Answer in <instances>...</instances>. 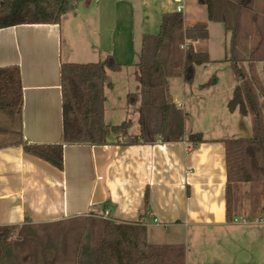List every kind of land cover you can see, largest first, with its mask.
I'll return each mask as SVG.
<instances>
[{
    "label": "crops",
    "instance_id": "1",
    "mask_svg": "<svg viewBox=\"0 0 264 264\" xmlns=\"http://www.w3.org/2000/svg\"><path fill=\"white\" fill-rule=\"evenodd\" d=\"M179 4L185 26L207 23L210 40L212 27L219 23L209 20L207 7L198 0H81L60 23L0 28V69H20L24 98L22 115L0 112L7 118L0 123V227L23 226L28 218L42 224L108 212V219L146 225L151 244H185L187 264H264V203L251 218L234 212L231 203L233 220H228L225 140L253 130V119L228 108L237 76L229 72L221 78L218 72V66H232L230 42L222 44L221 55L212 46L206 50L211 61L196 67L192 83L179 74L169 77L175 103L188 108L186 136L190 129L204 141L127 145L111 135L105 145L66 144L62 170L24 148L25 142L64 140V63L113 56L122 67L114 72H125L126 83L130 75L140 79L137 64L144 35L156 34L163 14L175 12ZM256 44L249 36H238V49L245 56ZM257 68L263 76V63ZM108 70L113 71L106 69L104 84ZM211 78L215 82L204 86ZM104 91L106 97L107 86ZM204 99L207 103L195 115L192 100ZM135 105L139 108L140 102ZM104 120L117 125L107 122L105 104ZM138 133L139 128L130 131ZM155 228H164L166 234L158 235Z\"/></svg>",
    "mask_w": 264,
    "mask_h": 264
},
{
    "label": "trees",
    "instance_id": "2",
    "mask_svg": "<svg viewBox=\"0 0 264 264\" xmlns=\"http://www.w3.org/2000/svg\"><path fill=\"white\" fill-rule=\"evenodd\" d=\"M208 9L210 21L222 23L230 32L228 60L233 64L238 84L228 102L230 111L251 115L254 133L250 137L225 140L228 170V220L232 221L231 189L234 183L264 181V14H256L258 41L247 56L238 49L239 25L243 11L253 0H198ZM81 0H0V28L18 24L60 23L63 15L75 12ZM209 38L207 23L185 26L182 12H166L160 30L146 34L138 66L141 90L128 94V103L139 106V133L130 134L132 121L108 125L104 120V80L106 69L121 70L113 56L91 63H64L61 69L64 140L61 143L27 145L25 150L62 170L66 144H108L116 135L120 144L179 142L187 138L194 145L204 141L200 133L186 136V114L171 93L169 77L179 74L188 84L196 67L211 61L208 52L197 51L194 43ZM263 63V76L257 64ZM215 82V81H214ZM213 80L204 86L212 85ZM23 86L18 67L0 69V112L22 115ZM146 202L149 203L148 194ZM264 212V206H263ZM75 217L64 221L0 227V264H187L185 244H151L147 227L141 222ZM95 218V217H94ZM83 221L86 223L82 224ZM72 226L63 228L62 226ZM37 227L50 230L42 236ZM81 232L78 239L69 238ZM60 237L61 248L44 246L41 254L27 248L42 238ZM94 236V237H93ZM52 238V239H53ZM26 249H20L21 247Z\"/></svg>",
    "mask_w": 264,
    "mask_h": 264
},
{
    "label": "rangeland",
    "instance_id": "3",
    "mask_svg": "<svg viewBox=\"0 0 264 264\" xmlns=\"http://www.w3.org/2000/svg\"><path fill=\"white\" fill-rule=\"evenodd\" d=\"M256 14H264V0H253V5L244 10V13L242 14V18H241L240 25H239V39L243 40L244 37L249 36L251 41L257 42V39H258L257 25L254 19ZM230 37H231L230 34L225 35V30H224L223 25L219 23L217 24V26L212 27L211 39H210L211 42L208 39L201 40V42H199L196 45L197 46L196 49L197 51H206L208 48L210 49V46H212L213 49H217L219 51V53H216V55H221L223 53L222 44L223 46L227 45L230 42ZM229 56H230V53H229ZM216 65H220V64H216ZM225 65L226 66H218L219 67L218 72H220L219 74L223 73L222 75H224V76L220 75L221 78L227 77L229 72L231 75H236L233 64L232 66L229 63ZM224 67H227L229 69H225ZM130 74H133L131 70H130ZM126 76L127 74H125V72L120 74L118 72L108 70L107 76H106L107 81H105V84H104L105 85L104 88L107 86V94H106V97H104L105 116H106L107 122H111L112 124H117V125L123 123L124 121L131 120L133 122V125L130 131L131 132L133 131L136 133L139 128V108L136 105L132 106L128 104L127 95L128 93L137 92V88L141 87L140 85L141 81L139 79V75H138V80H136V77L134 78L133 75L132 76L130 75L129 80L126 83V80H125ZM207 80L208 81L213 80V82L215 81L214 78L213 79L211 78L210 80L207 79ZM111 95L113 97H111ZM260 101L263 105L262 110L264 114V96H260ZM192 102H193V113L195 115L196 114L199 115L201 107L203 106L204 103L205 104L207 103L206 100L203 101L202 103H201V100L200 101L192 100ZM184 111H185V114L188 116L187 107L184 108ZM6 119L7 118L5 116L0 114V123L3 124ZM196 119L198 121L200 120V118L197 116H196ZM248 119L251 120L252 116L248 115ZM190 134L191 133L189 129L187 130V135L189 136ZM252 135H253V130L251 131L249 135H242V136L249 137ZM0 140L2 139L0 138ZM122 141H125V139H122ZM231 201H232L231 203L233 206L232 210L234 212L242 214L245 217H250L252 214L256 213L261 208L262 204L264 203V181L234 183L231 189ZM92 219L100 221L101 216H97L95 218L92 217ZM84 223L86 222L83 221L82 224ZM65 226L63 225L62 229L65 228ZM72 226H66V227H72ZM50 230H53V229H50L48 227H37L35 228V233L38 236H42ZM63 232H66V231L63 229ZM155 233H157L158 235L164 236L166 234V231L164 230V228H155ZM81 235L82 234L80 232L73 236L71 235H68V236L70 239H72L73 237L74 239H77V238L79 239ZM52 238L53 237L51 236H49L48 238H42L39 240L38 243L36 242L32 243V246L28 247L27 249L30 251H36L37 254H41V250L44 246H46V244H48V246L54 245V247L57 249L61 248L63 244V240L60 237H54L53 239ZM20 249H26V246L24 248L21 247Z\"/></svg>",
    "mask_w": 264,
    "mask_h": 264
},
{
    "label": "built area",
    "instance_id": "4",
    "mask_svg": "<svg viewBox=\"0 0 264 264\" xmlns=\"http://www.w3.org/2000/svg\"><path fill=\"white\" fill-rule=\"evenodd\" d=\"M176 11H178V12H183V11H184V7H183V5H180V4L177 5V7H176ZM107 215H108V212H105L104 215H100V216L106 218Z\"/></svg>",
    "mask_w": 264,
    "mask_h": 264
}]
</instances>
